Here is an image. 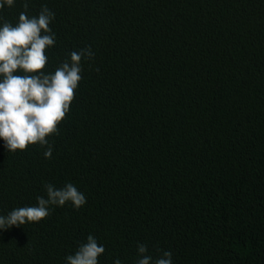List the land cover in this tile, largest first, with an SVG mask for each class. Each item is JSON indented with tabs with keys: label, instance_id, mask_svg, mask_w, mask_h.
<instances>
[{
	"label": "trees",
	"instance_id": "16d2710c",
	"mask_svg": "<svg viewBox=\"0 0 264 264\" xmlns=\"http://www.w3.org/2000/svg\"><path fill=\"white\" fill-rule=\"evenodd\" d=\"M27 2L55 13L45 74L88 45L95 58L51 158L0 138V215L37 206L46 183L86 203L0 229V264H66L89 234L98 264H135L138 243L173 264H264V0Z\"/></svg>",
	"mask_w": 264,
	"mask_h": 264
},
{
	"label": "clouds",
	"instance_id": "9594fccd",
	"mask_svg": "<svg viewBox=\"0 0 264 264\" xmlns=\"http://www.w3.org/2000/svg\"><path fill=\"white\" fill-rule=\"evenodd\" d=\"M5 4L11 7L14 0H0V9ZM23 7L25 11L19 14L15 25L4 21L0 26V138L9 152L25 151L29 145L39 144L47 146L44 156L51 158L53 148L47 137L59 134L58 125L70 111L83 78L81 61L94 59L95 53L90 45L72 51L70 60L63 61L54 73L45 74L46 49L55 45V34L50 28L55 13L45 4L38 16L29 17L27 0ZM44 189L46 198L37 196V206L19 207L0 215V229L40 222L50 215V206L71 202L78 210L86 203L85 195L71 182L62 188L46 183ZM104 252L105 247L89 234L75 254L66 257V264H98V257ZM147 252V245L138 243L135 264H173L171 251L161 250L155 259ZM114 264L122 261L117 258Z\"/></svg>",
	"mask_w": 264,
	"mask_h": 264
}]
</instances>
